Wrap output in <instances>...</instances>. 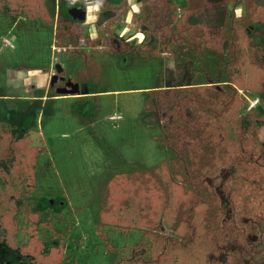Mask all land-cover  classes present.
I'll use <instances>...</instances> for the list:
<instances>
[{"label":"rangeland","instance_id":"obj_1","mask_svg":"<svg viewBox=\"0 0 264 264\" xmlns=\"http://www.w3.org/2000/svg\"><path fill=\"white\" fill-rule=\"evenodd\" d=\"M210 1L212 7L196 19L215 30L224 14H244L242 2L221 7L216 0ZM126 2L128 5L133 0ZM256 2L264 6V0ZM75 4L87 12L81 21L83 36L95 38V22H100L104 14L91 11L88 5L93 2L0 0V97L11 96L8 100L0 98V264H228L225 253L237 247L234 242L216 243L197 258L191 255L196 263L189 255L183 258L162 250L149 237L152 233L175 237L171 219L187 197L183 192L172 193L171 188L180 184L170 169H154L171 158L170 151L155 138L161 134L165 113H150L155 121L144 122L146 95L128 90L189 84L192 71L187 65L178 78L168 54L158 61L152 60L153 56L141 59L140 54L145 57L143 53L149 51L146 48L123 53L124 44L130 43L126 40L134 42L126 36V42L113 54L103 52L102 46L87 47L83 41L79 48L88 57L66 48L57 50V20H68L63 11ZM122 28L119 26L116 35H122ZM259 34L250 37V44L260 48L264 60V30ZM153 41L151 38L149 43ZM122 54H126L124 59ZM206 55V73L219 83L227 54L223 49L219 56L211 52ZM56 64L62 67L63 80L69 76L81 83L88 80L92 90L106 93L84 99L59 94L57 97L65 98L44 102L40 108V102L28 100L29 95L23 97L27 93L19 86L8 88L6 72L25 67L47 73L50 68L51 79ZM245 65L236 73L244 86L237 90L238 109L242 114L253 107L263 110L261 113L258 109L261 118L255 135L264 146V84L260 88L252 85L256 80L249 76V64ZM199 80L203 79L196 82ZM61 83L58 79L53 86L60 88ZM54 87L50 88L51 95H55ZM24 129L29 133L39 130L42 145L31 147L33 140L28 131L23 133ZM141 169H152L159 180L152 182L150 193L129 185L125 177L124 182L120 180V174ZM229 173L230 169H222L218 184L207 179L213 193L220 194L221 183ZM150 195L157 216L144 205ZM220 202L222 224L229 210L225 199L220 197ZM164 216H168V223ZM195 218L200 225L199 214ZM157 256L160 259L156 261Z\"/></svg>","mask_w":264,"mask_h":264},{"label":"trees","instance_id":"obj_2","mask_svg":"<svg viewBox=\"0 0 264 264\" xmlns=\"http://www.w3.org/2000/svg\"><path fill=\"white\" fill-rule=\"evenodd\" d=\"M88 1L95 3L102 12L116 13L117 17H107L97 25V35L91 39L83 36L81 21L66 12L68 20H57L55 26V46L88 57L87 52L79 48V42L83 41L87 47L102 46L103 52L116 53L121 43L126 42L114 34L117 25L125 22L129 11L126 0L117 4L109 0ZM238 2L245 4L244 14L240 17L224 14L221 25L215 30L210 24L192 19L212 7L210 0H185L183 5H177L174 0H140L141 13L132 16L131 24L143 32L144 41L140 45L124 44L123 53L134 48L148 49L143 53L145 57L140 54L141 59L153 56L152 60L158 61L163 54H168L174 61L178 78L187 65L193 73L189 84L147 88L143 120L153 123L156 117L150 113L161 116L165 113L161 134L155 138L170 151L171 158L161 161L154 169H170L180 184L171 188L172 193L183 192L187 197L186 203L174 211L171 219L170 228L175 237L158 233L149 237L162 250L179 253L183 258L189 255L195 262L198 255L210 251L216 243L224 245L231 241L237 247L225 253L228 264H264V146L255 135L259 131L257 121L261 113L257 107L244 114L239 112L237 90L244 86L236 74L249 64V76L256 80L252 85L260 88L264 84L263 52L250 44L254 23L264 21V9L255 0H216L221 7ZM76 8L82 10L80 6ZM151 38L154 41L149 43ZM223 49L227 54L222 68L224 77L216 83L206 73V54L211 52L216 57ZM125 55L122 54L121 59ZM156 65L160 67L158 63ZM200 78L203 80L196 82ZM69 80L77 81L70 76ZM84 82L89 85L88 80ZM226 168L230 173L221 183L220 194L213 193L207 179L218 184L219 173ZM151 170L116 175L122 182L125 177L129 185L150 193L152 182L159 183ZM168 182L172 184L170 179ZM220 197L225 199L229 210V216L222 224ZM147 198L150 200L144 203L146 209H153L152 196ZM153 211L152 214L157 216ZM198 214L200 225L195 218ZM149 215L145 214V217ZM168 219L166 216L167 223ZM198 227L201 233H198ZM153 228L157 229V226ZM36 252L38 254V249ZM159 259L157 256L156 261Z\"/></svg>","mask_w":264,"mask_h":264},{"label":"crops","instance_id":"obj_3","mask_svg":"<svg viewBox=\"0 0 264 264\" xmlns=\"http://www.w3.org/2000/svg\"><path fill=\"white\" fill-rule=\"evenodd\" d=\"M256 1L257 0H255V2ZM86 2L89 3L90 1L86 0ZM109 2L113 3V4H117V3L120 2V0H109ZM174 2L177 5H183L185 0H174ZM77 6H80V5L79 4H75V5L68 6L66 11H63V15L67 16V14H68L69 16H71L70 13H69L70 10L76 8ZM88 6H91V11L92 10L94 12L95 11H100L96 4H92V5H88ZM128 6H129V11H128L127 15H126L125 22L124 23H119L117 25L114 34H115V36L117 38H123V39L126 40V37H127L129 39L134 40V42H132L130 40H126V41H129L130 43L132 42L135 45L136 44L140 45L141 41L144 38V36H143V34L140 31H137L135 29L133 30V27H132V24H131L132 16L133 15L139 16L140 13H141L140 0H133L132 3L129 2ZM234 6H237V5L235 4ZM80 7L82 8V10L81 9L80 10L83 11L86 14L87 12H85L84 7H82V6H80ZM261 7H263V9H264L263 5ZM66 12H67V14H66ZM100 12L104 14V17L100 20V22L96 20L95 25H94L95 28H96L97 25L102 23L107 17H112V18H116L117 17V14H115V13H114V15L111 16V15L108 14L109 12H107V11H103V12L100 11ZM236 16L240 17L241 15H237L236 14ZM196 17H198V15L197 16H193L192 19L194 21H197ZM84 19H85V17H84ZM119 26H123V28L121 29L123 31V32H121L122 35H116V32L119 29ZM253 26H254V28H253L251 37H253L256 34H259L260 32H262V30H264V21L261 22V23L256 22V23H254ZM92 37H91V39H92ZM251 39L252 38H250V40ZM11 47H12V45H11ZM52 48H55V46H52ZM58 49L60 50L59 47H57V50ZM52 74H53V71H51L50 68H49V71L47 73H45V71H42L41 69H38V68H36V69H26L25 67H17L15 70H10V71L6 72V80L9 83V87L8 88L16 89L17 86H19L21 89H23L24 93L25 92L27 93V94H24V96H23L24 98H25L26 95H29V96H27L28 100H31L33 102H40L41 103L40 104V108H42L44 102L54 101V100H58V99H61V98H65V97H57L59 94L57 92H55V91H54L55 96L50 94V88L52 89L54 87V86L50 85V80H51L50 76ZM68 81H70V80H66V83ZM71 83H74V84L78 85V91L79 92H78V94H75V95H67L68 97L72 96L75 99H81V98L84 99V98H89L88 96H93L94 94L106 93L105 91H101L100 92V91L92 90L91 86L88 85L87 83H81L80 81H75V82H71ZM60 87H62V86H60ZM55 89L56 88L54 87V90ZM130 91H132V93H135V94H142L143 96L145 95V90L143 89V87L142 88L137 87L136 89L128 90V92H130ZM21 94H23V93H21ZM59 96H63V95H59ZM7 97H11V96L2 95L0 98H2L4 100H8ZM26 131H28V133H29L28 129H24L23 133H25ZM31 133L32 134L33 133H37V134H39V136H41V132H39V130H37V129L33 130L32 132H30L29 135H31ZM30 138H31V136H30ZM39 142L42 145V140L41 139H39ZM33 144H34V142H33Z\"/></svg>","mask_w":264,"mask_h":264},{"label":"water","instance_id":"obj_4","mask_svg":"<svg viewBox=\"0 0 264 264\" xmlns=\"http://www.w3.org/2000/svg\"><path fill=\"white\" fill-rule=\"evenodd\" d=\"M70 15L74 18V19H78L80 21H82L85 17V13L83 11H81L80 9H72L70 10ZM55 71L56 73L51 77L50 80V85L53 86L55 82H57L58 80V74H60L62 72V67L59 64L55 65ZM56 92L60 95H75L78 94V85L71 83L70 81H68L64 87L61 88H57ZM260 110L261 113H263V110H261V108H258ZM31 139L34 140V144L31 145V147H40V142H39V134L37 133H31Z\"/></svg>","mask_w":264,"mask_h":264},{"label":"flooded vegetation","instance_id":"obj_5","mask_svg":"<svg viewBox=\"0 0 264 264\" xmlns=\"http://www.w3.org/2000/svg\"><path fill=\"white\" fill-rule=\"evenodd\" d=\"M56 73V72H55ZM58 79H60V81H62L61 86L64 87L66 80H63V76L60 74V76L58 75ZM69 80V79H68ZM58 81V80H57ZM61 88V87H60Z\"/></svg>","mask_w":264,"mask_h":264},{"label":"built area","instance_id":"obj_6","mask_svg":"<svg viewBox=\"0 0 264 264\" xmlns=\"http://www.w3.org/2000/svg\"><path fill=\"white\" fill-rule=\"evenodd\" d=\"M248 109H250V108H248Z\"/></svg>","mask_w":264,"mask_h":264}]
</instances>
